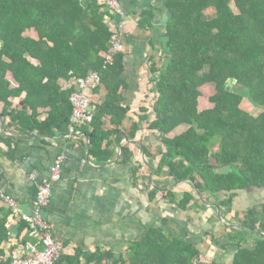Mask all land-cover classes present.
<instances>
[{
    "label": "trees",
    "instance_id": "obj_1",
    "mask_svg": "<svg viewBox=\"0 0 264 264\" xmlns=\"http://www.w3.org/2000/svg\"><path fill=\"white\" fill-rule=\"evenodd\" d=\"M165 4L173 13L165 24L171 49L159 58L160 66L151 61L152 87L147 92L151 105L143 109L146 115L142 117L147 130L158 134L166 150L160 153L162 160L155 175L169 171L176 182L190 179L202 194L218 200L222 195L264 188V0H166ZM153 16L151 10L142 12L140 27L148 28ZM108 17L114 15L99 0H0L2 115L13 121L19 117L31 131L52 134L57 128L69 132L74 88L64 90L60 83L98 72L108 92L101 105L92 96L97 109L92 122L81 128L90 139V156L100 163L110 160L107 141L120 133L105 129V115L120 125L128 113L120 92L125 51L103 67L113 33ZM31 32L37 38L28 35ZM233 81L237 87L228 90ZM205 85L215 89L209 96L213 107L201 110L199 98ZM240 88L250 89L259 103L258 114L244 108L245 98L235 92ZM22 95L23 110L12 109L13 99ZM29 108L32 112L28 114L25 110ZM39 108H49L41 122ZM181 125L188 127L175 134ZM138 129V124L133 126L134 136ZM227 167V174L220 173ZM180 196L149 190L151 200L171 198L172 204L183 210L195 202L189 192ZM243 222L264 231V222L258 217L249 215ZM16 224L18 242L31 241L29 223ZM230 237L237 248L231 264H264V238L259 236L253 248L244 235ZM8 239L6 218H0V248ZM12 249L13 245L9 252L0 249V255L7 256L6 264ZM201 256L202 251L186 239L150 230L112 264H196ZM67 260L77 264L74 257L63 254L59 263L67 264Z\"/></svg>",
    "mask_w": 264,
    "mask_h": 264
},
{
    "label": "crops",
    "instance_id": "obj_2",
    "mask_svg": "<svg viewBox=\"0 0 264 264\" xmlns=\"http://www.w3.org/2000/svg\"><path fill=\"white\" fill-rule=\"evenodd\" d=\"M121 1L126 11L122 27L126 57L122 74L124 86L120 92L121 104L128 108V113L120 125L111 123L109 114L104 117L105 129L120 130L107 141L112 157L105 163L91 157L90 139L81 127L75 133L68 130L63 133L57 128L52 134L31 131L21 124L19 117L13 121L10 116H3L4 103L0 102V176L7 180L1 184L20 205L27 204L30 209L36 197L35 181L39 177L49 178L52 165L66 153L63 177L54 186L48 207L54 238L63 248L64 256L74 257L77 264H112L148 231L160 230L169 238L181 237L196 245L202 251L203 259L200 258L205 259V264L213 261L231 264L237 252L231 245V235L246 236L248 246L253 248L259 240L257 234L246 233L234 225H244L249 215L264 222V188L239 191L230 197L222 195L218 200L206 193L200 195L190 179L176 182L169 171L155 175L162 160L160 153L166 150L158 134L147 130L142 117L146 115L143 109L151 105L147 97L152 87L151 61L154 59L160 66L159 58L166 54L160 33L167 32L161 20L169 8L166 0ZM150 10L154 15L151 25L141 28V13ZM107 24L112 29L117 28L115 15L108 17ZM28 35L37 38L34 32ZM60 84L64 90L75 87L74 80H62ZM107 92L101 85L92 93L97 105L104 102ZM23 95L13 99L12 109L23 110L20 105ZM25 112L29 114L32 110ZM48 114L49 108H39L38 121L45 120ZM136 124L139 129L134 136L132 130ZM176 130L175 134L183 132ZM32 155L40 160L36 166L29 161ZM153 188L181 196L189 192L195 202L183 210L172 204L171 198L151 200L149 190ZM210 204L220 205L223 220ZM10 211L9 205L0 199V218H6L9 232L8 241L0 249L7 252L14 245L13 241H18V234L13 238L7 227ZM97 252L99 256H93ZM117 254L121 257L115 258ZM7 260L6 254L0 255V264H6Z\"/></svg>",
    "mask_w": 264,
    "mask_h": 264
},
{
    "label": "built area",
    "instance_id": "obj_3",
    "mask_svg": "<svg viewBox=\"0 0 264 264\" xmlns=\"http://www.w3.org/2000/svg\"><path fill=\"white\" fill-rule=\"evenodd\" d=\"M104 3L112 15H120L122 21H118L117 28L113 29L111 44L108 51L103 55V67L113 63L116 54L125 51L122 39L123 19L126 11L121 0H99ZM75 87L70 95L73 106L69 124V132L75 133L83 125L92 122L97 106L92 101L93 91L101 86V77L98 72H90L84 78L74 79ZM66 153L61 154L52 165L51 176L44 180L38 187V194L30 209L22 211L20 204L12 198L3 188L0 180V199L6 202L11 210L7 222L8 229L16 222L24 221L29 223V237L31 241L19 243L13 241V249L9 264H60L64 252L63 248L54 238V229L51 221L44 217L43 210L50 206L54 186L62 180L64 165L67 160Z\"/></svg>",
    "mask_w": 264,
    "mask_h": 264
},
{
    "label": "water",
    "instance_id": "obj_4",
    "mask_svg": "<svg viewBox=\"0 0 264 264\" xmlns=\"http://www.w3.org/2000/svg\"><path fill=\"white\" fill-rule=\"evenodd\" d=\"M158 11H161V9H158ZM173 17V13L172 11L169 9V10H166L163 14H162V23L163 24H168V22L170 21V19ZM115 21L118 22V21H122V17L120 15H115ZM160 41L162 43V46H163V52L164 53H169L170 52V49H171V40H170V34L168 32H162L160 33ZM0 46L2 47L3 46V43L2 41L0 40ZM164 57L168 58L169 56L168 55H164ZM237 82L236 81H233V82H230L228 83L227 85V89L228 90H234V88H236L237 86ZM235 92L239 95H241L243 98L245 99H248L255 107H259V103L258 101L255 100V98L251 95V91L250 89L248 88H240V89H236ZM38 149H34V152H36ZM30 162H32L33 166H36V164L38 162H40V160H37L35 155H32V157H30L29 159ZM230 171V168L227 167L223 170L220 171V173L222 174H227L228 172ZM49 177L51 176V172H49ZM45 178H42V177H39L35 183H36V195L38 194V187L44 182ZM2 183H6L7 180L6 179H2L1 180ZM190 181V180H189ZM192 182V181H191ZM192 184L195 186L196 190L198 191V193L201 195V192L199 191L198 187L196 186V184L194 182H192ZM204 202V200H203ZM211 206H214L217 208L218 210V213H219V217L220 219L223 220V217H222V208L220 207L219 204H210ZM20 208L22 211H27L28 212V205L25 204V205H20ZM43 215L45 218L49 219V215H50V211L48 209L46 210H43ZM235 227H243V229H247L249 230L250 232L254 233V234H257L258 236L264 238V231L263 230H258V229H254V227H249V226H246V225H234ZM18 234V229L15 225H13L11 227V235L13 236V238L16 237V235ZM223 242H221L220 245H222ZM121 255L120 254H117L115 256V258H120ZM115 258H112V260H115Z\"/></svg>",
    "mask_w": 264,
    "mask_h": 264
},
{
    "label": "rangeland",
    "instance_id": "obj_5",
    "mask_svg": "<svg viewBox=\"0 0 264 264\" xmlns=\"http://www.w3.org/2000/svg\"><path fill=\"white\" fill-rule=\"evenodd\" d=\"M210 13H211V11H210ZM31 33H33V32H31ZM202 91H203V94L199 98V100H200V102H199V108L201 110H204L206 108H209V107L213 106V103H211L209 101V96L210 95H213L215 93V89H214L213 86L205 85L202 88ZM243 106H244V108L248 109V111H250L254 115L258 114L261 111L259 107H255L248 99H245L244 100ZM187 127L188 126H180V127L177 128L176 131H177V133H180V132L186 130ZM222 217H224L223 214H222ZM247 233H250V232H247ZM201 258H202V256H201ZM201 258L196 259V261L199 262V264H205L204 263L205 262V259L202 260L203 258L202 259Z\"/></svg>",
    "mask_w": 264,
    "mask_h": 264
}]
</instances>
